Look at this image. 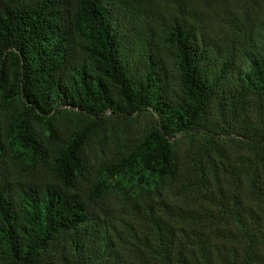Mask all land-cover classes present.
Listing matches in <instances>:
<instances>
[{
    "label": "trees",
    "instance_id": "16d2710c",
    "mask_svg": "<svg viewBox=\"0 0 264 264\" xmlns=\"http://www.w3.org/2000/svg\"><path fill=\"white\" fill-rule=\"evenodd\" d=\"M234 2L0 0V264H264V0Z\"/></svg>",
    "mask_w": 264,
    "mask_h": 264
},
{
    "label": "rangeland",
    "instance_id": "374dc122",
    "mask_svg": "<svg viewBox=\"0 0 264 264\" xmlns=\"http://www.w3.org/2000/svg\"><path fill=\"white\" fill-rule=\"evenodd\" d=\"M229 1L232 4L235 3L234 0H229ZM237 2L242 4L244 0H237ZM146 124H147V117L139 115L137 120L133 121L132 124L130 125V128H131L130 131H133L134 129H136L137 131H140ZM181 146L184 147V145H181Z\"/></svg>",
    "mask_w": 264,
    "mask_h": 264
}]
</instances>
